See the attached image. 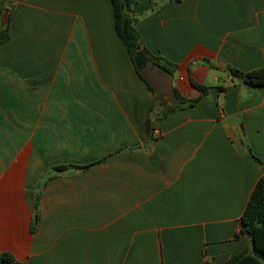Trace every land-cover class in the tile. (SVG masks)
Wrapping results in <instances>:
<instances>
[{
    "label": "crops",
    "instance_id": "obj_1",
    "mask_svg": "<svg viewBox=\"0 0 264 264\" xmlns=\"http://www.w3.org/2000/svg\"><path fill=\"white\" fill-rule=\"evenodd\" d=\"M0 8L11 17L0 43V252L31 264H225L254 251L240 230L264 175L248 153L264 162V85L230 68H264V0H136L142 46L178 64L171 75L146 54L154 93L111 0ZM190 76L210 89L176 107L175 87L200 95Z\"/></svg>",
    "mask_w": 264,
    "mask_h": 264
},
{
    "label": "trees",
    "instance_id": "obj_2",
    "mask_svg": "<svg viewBox=\"0 0 264 264\" xmlns=\"http://www.w3.org/2000/svg\"><path fill=\"white\" fill-rule=\"evenodd\" d=\"M114 10L115 18V28L118 36L126 46L133 63L135 64V57L139 51H144L145 54L150 56V60L160 69H163L167 73L174 75L177 71L178 64L173 63L165 58L153 56L149 51L142 46V41L139 33L135 27L136 19L133 16V5L136 0H111ZM3 9L0 8V43L7 41L11 34V17L8 19H2ZM192 64V63H191ZM136 71L139 77L145 82L149 89L154 93V87L152 86L150 80L143 73L142 70L138 69L135 65ZM230 72L235 76L240 78L243 83L248 86H258L264 85V68H257L247 72L241 71L237 68H230ZM191 84L200 91V95L195 98H185L181 95L178 88H174V94L177 99L176 107H194L201 100V98L206 95L210 89L209 86L198 82L195 78L190 76ZM221 88V87H220ZM222 89V88H221ZM158 101L154 103L150 110L157 108ZM174 109L173 107L168 108L167 112ZM149 124V123H148ZM249 155L254 158L257 162L264 166V162L257 157L252 149L248 148ZM103 157L98 163L104 160ZM92 164L75 167L87 168ZM68 165H57L54 170L61 171L67 168ZM41 193L38 192L35 197V207L36 211L39 207ZM38 212V211H37ZM36 228V224L33 223L32 229ZM240 233H244L250 240L251 244L254 246V251H249L245 249L244 251L234 255L225 264H264V175L258 180L250 198L244 213L241 217V230ZM240 233L235 236L238 237ZM0 264H31L29 262L19 261L10 252H0ZM209 264H212L209 262Z\"/></svg>",
    "mask_w": 264,
    "mask_h": 264
},
{
    "label": "water",
    "instance_id": "obj_3",
    "mask_svg": "<svg viewBox=\"0 0 264 264\" xmlns=\"http://www.w3.org/2000/svg\"><path fill=\"white\" fill-rule=\"evenodd\" d=\"M134 61H135L136 67L142 70L147 66L149 62V58L147 57L144 51H139ZM35 219L37 220V215L35 216Z\"/></svg>",
    "mask_w": 264,
    "mask_h": 264
},
{
    "label": "rangeland",
    "instance_id": "obj_4",
    "mask_svg": "<svg viewBox=\"0 0 264 264\" xmlns=\"http://www.w3.org/2000/svg\"><path fill=\"white\" fill-rule=\"evenodd\" d=\"M146 72H149L148 70H146ZM149 75H150V77L151 76H156L157 75V69H154L153 71H152V73H150L149 72ZM172 77V76H171ZM152 78V77H151Z\"/></svg>",
    "mask_w": 264,
    "mask_h": 264
}]
</instances>
